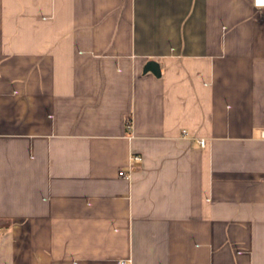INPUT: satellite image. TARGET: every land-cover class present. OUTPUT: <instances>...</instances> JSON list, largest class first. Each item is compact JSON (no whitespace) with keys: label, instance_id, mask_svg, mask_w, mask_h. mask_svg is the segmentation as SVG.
I'll use <instances>...</instances> for the list:
<instances>
[{"label":"crops","instance_id":"1","mask_svg":"<svg viewBox=\"0 0 264 264\" xmlns=\"http://www.w3.org/2000/svg\"><path fill=\"white\" fill-rule=\"evenodd\" d=\"M263 131L254 0H0V264H264Z\"/></svg>","mask_w":264,"mask_h":264},{"label":"built area","instance_id":"2","mask_svg":"<svg viewBox=\"0 0 264 264\" xmlns=\"http://www.w3.org/2000/svg\"><path fill=\"white\" fill-rule=\"evenodd\" d=\"M254 3L256 6L261 7L264 6V0H254ZM262 136L264 137V131L262 132ZM201 145L204 146L205 145V141L201 140L200 141ZM142 158L140 156L135 155L134 157H132V161L133 163H139L141 162ZM120 176H125V171H120ZM131 261L130 260H119L118 264H130Z\"/></svg>","mask_w":264,"mask_h":264},{"label":"water","instance_id":"3","mask_svg":"<svg viewBox=\"0 0 264 264\" xmlns=\"http://www.w3.org/2000/svg\"><path fill=\"white\" fill-rule=\"evenodd\" d=\"M145 72H153L155 75L160 76L161 74V69H160V65L158 62L156 61H149L146 64V67L144 69Z\"/></svg>","mask_w":264,"mask_h":264}]
</instances>
